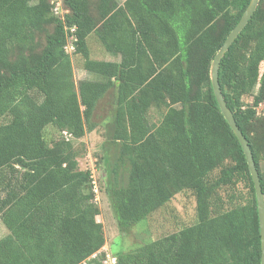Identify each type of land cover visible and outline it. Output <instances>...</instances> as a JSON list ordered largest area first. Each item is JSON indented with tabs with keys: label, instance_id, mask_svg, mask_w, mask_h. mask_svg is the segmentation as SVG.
Masks as SVG:
<instances>
[{
	"label": "trees",
	"instance_id": "obj_1",
	"mask_svg": "<svg viewBox=\"0 0 264 264\" xmlns=\"http://www.w3.org/2000/svg\"><path fill=\"white\" fill-rule=\"evenodd\" d=\"M57 1L63 15L53 11ZM250 3L0 0V219L9 231L0 239V264L109 260L95 179L80 168L73 141L97 128L96 110L108 98L113 107L103 124L119 151L114 160L104 156L105 191L119 228L126 232L180 193L196 199L193 224L110 255L116 264H261L254 183L210 76ZM90 39L121 61L93 59ZM262 63L264 0L219 72L264 193ZM75 65L100 79L76 82ZM49 127L58 139L47 138ZM240 181L250 187L244 203L218 195Z\"/></svg>",
	"mask_w": 264,
	"mask_h": 264
},
{
	"label": "rangeland",
	"instance_id": "obj_2",
	"mask_svg": "<svg viewBox=\"0 0 264 264\" xmlns=\"http://www.w3.org/2000/svg\"><path fill=\"white\" fill-rule=\"evenodd\" d=\"M125 0H120L122 4ZM91 39L89 40V42ZM97 41V40H96ZM91 57L93 59L101 60L107 57L104 55L105 49L100 43L91 41ZM74 74L76 82L81 80L97 79L95 74L85 73L77 65L74 66ZM261 78L264 74V63L261 65ZM99 80V79H97ZM247 103H252L253 98L245 97ZM112 101L103 99L96 110V116L94 122L97 128L92 132H87L86 135L79 139H74V145L79 151L80 157L78 159L79 166L82 170H90L92 178L98 183L100 193L96 199L99 208L101 209V215L98 217V221L104 225L106 245L103 248L102 253L115 255L121 251H129L134 247L141 246L157 240L163 236L172 234L183 227L193 224L196 220V199L194 195L187 191L176 195L169 203L164 207L149 216L148 219H144L132 226L126 232H123L119 226L116 216L111 207L110 201L106 194V174H105V159L104 156L108 154L111 159H115L118 155L119 146L114 145L108 139V135L105 130L103 122L106 121L108 116L110 117L112 109ZM259 114L264 115V103L258 108ZM47 131V138L58 139L56 128L49 127ZM220 170H216L213 176L219 175ZM250 193V187L247 182L240 181L234 185L233 189L224 187L219 190L218 195L225 201L229 199L230 195H234V199L240 203H244ZM9 234L8 229L0 219V239ZM96 257V256H95Z\"/></svg>",
	"mask_w": 264,
	"mask_h": 264
},
{
	"label": "water",
	"instance_id": "obj_3",
	"mask_svg": "<svg viewBox=\"0 0 264 264\" xmlns=\"http://www.w3.org/2000/svg\"><path fill=\"white\" fill-rule=\"evenodd\" d=\"M259 3H260V0H251V3L248 6L243 17L241 18L240 22L233 29V31L228 36L225 43L223 44V46L221 47V49L215 56L212 62V66H211L210 76H211L212 87H213L217 102L219 104L220 110L223 116L225 117L226 121L230 125L231 129L235 133L236 137L238 138L242 146V149L245 153L247 163H248V166L251 172L252 180H253L255 191H256L259 221H260V234H261V247H262L261 264H264V193H263V188L261 184V178H260V174L257 169V166H256L254 154L249 144V141L246 138V136L243 134L240 127L238 126L237 121L234 117V114L229 108L227 101L224 98L221 85H220V80H219L220 65H221V62L224 56L229 51L230 47L235 42V40L239 37L240 33L247 26L249 21L252 19L254 13L258 9Z\"/></svg>",
	"mask_w": 264,
	"mask_h": 264
},
{
	"label": "built area",
	"instance_id": "obj_4",
	"mask_svg": "<svg viewBox=\"0 0 264 264\" xmlns=\"http://www.w3.org/2000/svg\"><path fill=\"white\" fill-rule=\"evenodd\" d=\"M52 4H53V11H54L55 14H57V15H60V14L63 15L64 14L65 11L62 10L61 1L52 2ZM72 31H75V29L72 30ZM73 40L74 41H77L75 37H73ZM66 49H67V51L69 53H72L74 51V49H75V46L71 42L70 44H68V46L66 47ZM93 184H94V191H95V193L98 196L99 195V190H98L97 182L94 181ZM108 259L109 260L106 261V264H116V258H112V257L109 256Z\"/></svg>",
	"mask_w": 264,
	"mask_h": 264
},
{
	"label": "crops",
	"instance_id": "obj_5",
	"mask_svg": "<svg viewBox=\"0 0 264 264\" xmlns=\"http://www.w3.org/2000/svg\"><path fill=\"white\" fill-rule=\"evenodd\" d=\"M104 55H107V57H106V59L105 58H102L101 60L102 61H107V62H114V63H118V62H120L121 61V57H119V56H115V55H112V54H110V53H108V52H104ZM98 60V59H97ZM81 70H83V69H81ZM83 71H85V70H83ZM85 73H88V74H90V76L92 77V75H93V73H90V72H87V71H85ZM96 76H98V75H96L95 74V77ZM97 79H100V77L98 76V78ZM97 79H90V81H95V80H97Z\"/></svg>",
	"mask_w": 264,
	"mask_h": 264
}]
</instances>
